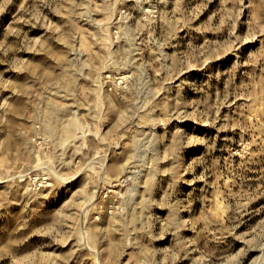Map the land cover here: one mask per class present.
Returning <instances> with one entry per match:
<instances>
[{
  "label": "rangeland",
  "instance_id": "1",
  "mask_svg": "<svg viewBox=\"0 0 264 264\" xmlns=\"http://www.w3.org/2000/svg\"><path fill=\"white\" fill-rule=\"evenodd\" d=\"M0 264H264V0H0Z\"/></svg>",
  "mask_w": 264,
  "mask_h": 264
}]
</instances>
